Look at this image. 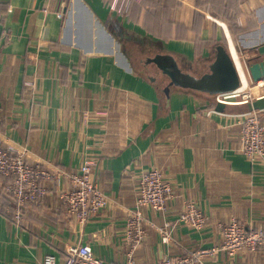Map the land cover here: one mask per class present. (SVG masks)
I'll list each match as a JSON object with an SVG mask.
<instances>
[{"label": "crops", "instance_id": "obj_1", "mask_svg": "<svg viewBox=\"0 0 264 264\" xmlns=\"http://www.w3.org/2000/svg\"><path fill=\"white\" fill-rule=\"evenodd\" d=\"M195 1L0 0V143L26 147L31 162L67 172L91 160L110 199L80 224L61 205V184L46 178L41 205L28 204L16 224L1 211L12 199L0 189V264H41L47 253L61 263L73 243L106 263L128 264L131 256L144 264L220 246V226L232 219L264 227V157L251 161L239 149L236 114L245 106L217 111L215 92L170 83L148 61L171 54L181 72L201 77L222 46L243 63L264 41V0ZM245 78L247 89L254 83ZM152 166L173 197L163 210L143 207L146 237L131 245L126 213L139 174ZM188 200L205 214L202 229L177 221ZM204 260L264 264V251L220 250Z\"/></svg>", "mask_w": 264, "mask_h": 264}, {"label": "built area", "instance_id": "obj_2", "mask_svg": "<svg viewBox=\"0 0 264 264\" xmlns=\"http://www.w3.org/2000/svg\"><path fill=\"white\" fill-rule=\"evenodd\" d=\"M59 15H61L60 11ZM4 33L6 39L9 40L8 33ZM238 73L240 75L239 69ZM261 80L264 81V79ZM30 84H32L31 81H26V85ZM235 97L245 100H234ZM248 97V90H240L238 86L230 91L216 93L214 101L227 105L241 104L247 102ZM213 110H208V112ZM259 112L260 110H251L236 114L242 125L239 149L251 161L264 157V124L260 121ZM27 155L26 147L0 143V189L12 199L10 206H6L5 211L16 224H22L24 209L28 204L41 205L48 192V188L44 184L46 178L54 177L57 183L61 184L58 189L61 205L80 224H84L90 217L104 210L110 204L108 196L97 185L91 160H84L78 171L67 172L58 165L33 163L27 158ZM61 176L67 177L68 187H65L63 182L61 183ZM173 190L163 171L156 166L139 174L134 205L126 213V236L131 245L141 244L146 237L147 219L143 214V207L163 210L167 201L173 197ZM177 221L199 230L205 225L206 217L202 209L188 200L185 201ZM169 225V222H165L164 226L159 227L162 240L165 242L170 238ZM220 231L222 243L218 247L190 250L183 255L166 256L158 261L144 264H207L204 257L214 256L220 250L226 251L230 256L242 252L264 251V227L247 228L239 220L232 219L221 224ZM41 264L111 263H106L95 256L86 244L73 243L68 246L61 263H58L55 254L47 253ZM128 264L139 263H135L129 256Z\"/></svg>", "mask_w": 264, "mask_h": 264}, {"label": "water", "instance_id": "obj_3", "mask_svg": "<svg viewBox=\"0 0 264 264\" xmlns=\"http://www.w3.org/2000/svg\"><path fill=\"white\" fill-rule=\"evenodd\" d=\"M256 48V56L249 57L241 63L245 75L252 82L264 79V41ZM148 61L155 64L160 73L169 78L170 83L180 86L218 93L233 90L238 87L237 83L242 82L238 73V66L233 57L222 46L218 48L216 59L211 63L208 73L201 77H194L181 72L171 54L157 53ZM241 104L246 106L247 111L264 110V94ZM226 105L223 102H217L214 109L222 111Z\"/></svg>", "mask_w": 264, "mask_h": 264}, {"label": "bare ground", "instance_id": "obj_4", "mask_svg": "<svg viewBox=\"0 0 264 264\" xmlns=\"http://www.w3.org/2000/svg\"><path fill=\"white\" fill-rule=\"evenodd\" d=\"M231 52L233 53V57L235 59L236 65L238 66V69H239V72H240V76H241V79H242V83L239 86L240 90H244L245 87H247V80L245 78V72L242 69L241 63H240V61L238 59V56H237L234 48H232ZM254 86H259V87H261L259 90H264V81H259L258 84L254 85Z\"/></svg>", "mask_w": 264, "mask_h": 264}, {"label": "rangeland", "instance_id": "obj_5", "mask_svg": "<svg viewBox=\"0 0 264 264\" xmlns=\"http://www.w3.org/2000/svg\"><path fill=\"white\" fill-rule=\"evenodd\" d=\"M255 84V83H254ZM254 84L250 85L247 90H248V94H249V97L247 98L248 101H251L253 100L254 98H256L257 96L261 95L264 93V90H259L261 87L259 86H254ZM254 86V87H253ZM234 100H245V99H241V97H235ZM241 105H244V104H241ZM245 106V105H244ZM244 111H247L246 110V106H245V110ZM243 111V112H244Z\"/></svg>", "mask_w": 264, "mask_h": 264}, {"label": "trees", "instance_id": "obj_6", "mask_svg": "<svg viewBox=\"0 0 264 264\" xmlns=\"http://www.w3.org/2000/svg\"><path fill=\"white\" fill-rule=\"evenodd\" d=\"M196 3H202V4H212L213 3V0H196L195 1ZM194 2V3H195ZM193 3V2H192ZM65 4H66V2H65ZM11 203V202H10ZM10 203H6L5 205H3V209H2V207H1V211H3V212H5L6 213V211H5V207L6 206H10ZM12 205V204H11ZM7 214V213H6ZM7 216H9V214H7Z\"/></svg>", "mask_w": 264, "mask_h": 264}]
</instances>
